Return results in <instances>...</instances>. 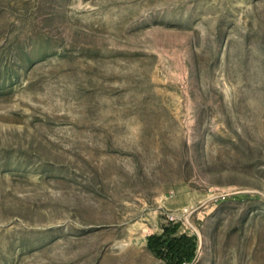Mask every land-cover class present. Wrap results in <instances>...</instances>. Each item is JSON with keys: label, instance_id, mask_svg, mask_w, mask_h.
Masks as SVG:
<instances>
[{"label": "rangeland", "instance_id": "obj_1", "mask_svg": "<svg viewBox=\"0 0 264 264\" xmlns=\"http://www.w3.org/2000/svg\"><path fill=\"white\" fill-rule=\"evenodd\" d=\"M182 234L264 264V0H0V264Z\"/></svg>", "mask_w": 264, "mask_h": 264}, {"label": "trees", "instance_id": "obj_2", "mask_svg": "<svg viewBox=\"0 0 264 264\" xmlns=\"http://www.w3.org/2000/svg\"><path fill=\"white\" fill-rule=\"evenodd\" d=\"M170 230L168 228L165 229L168 233ZM150 244L159 255H163L162 247L166 246L168 251L164 255L173 264H183L185 259H192L195 256L196 242L193 237L187 234L168 239L164 235H153L150 238Z\"/></svg>", "mask_w": 264, "mask_h": 264}, {"label": "built area", "instance_id": "obj_3", "mask_svg": "<svg viewBox=\"0 0 264 264\" xmlns=\"http://www.w3.org/2000/svg\"><path fill=\"white\" fill-rule=\"evenodd\" d=\"M174 219V217H172V220ZM183 264H187V262H184Z\"/></svg>", "mask_w": 264, "mask_h": 264}]
</instances>
